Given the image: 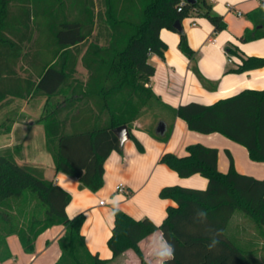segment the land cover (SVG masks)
<instances>
[{
    "label": "trees",
    "instance_id": "obj_1",
    "mask_svg": "<svg viewBox=\"0 0 264 264\" xmlns=\"http://www.w3.org/2000/svg\"><path fill=\"white\" fill-rule=\"evenodd\" d=\"M60 1L64 23L55 37L65 50L77 47L92 35L94 17L78 5ZM195 1L191 5L185 0H104L110 43L104 47L91 45L89 56L87 51L83 59L87 70L106 71L102 75L97 72L96 82L100 86L95 91L88 92L87 85L76 93L68 83L67 71L75 70L76 61L73 67L67 64L66 50L54 65L42 69L44 73L33 96L58 98L54 104L46 103L37 121L45 127L47 147L57 172L77 179L94 193L104 187L106 161L114 151H122L113 130L123 125L131 129L144 109L160 101L150 88L155 67L149 60L152 54L164 57L167 50L160 32L163 29L177 32L175 23L182 22L193 10H202L216 32L227 28L224 18L212 13L208 0ZM11 3L12 0H0V44L6 43L2 30L19 9ZM248 16L260 28L246 32L241 40L264 38V6ZM179 49L190 60L194 59L195 52L185 33H180ZM229 52L237 54L233 49ZM14 56L17 53L10 54L9 60H14ZM89 64L94 65L93 69ZM262 67L263 58L251 57L233 71ZM177 116L189 130L205 135L221 134L245 147L252 161L264 163V90H245L212 105L191 102L180 106ZM158 138L167 141L168 135ZM131 139L142 151L143 145L134 134ZM229 158V170L223 173L217 148L197 143L187 147L185 156L163 154L162 164L182 178L194 175L206 178L207 188L164 187L160 197L174 201L175 205L168 206L160 225L149 218L137 220L114 208L115 221L108 240L113 256L101 259L86 246L82 234L85 215L74 218L67 215L71 194L48 182L42 172L0 155V247L8 251L4 255L0 249V260L12 256L9 237L17 236L24 252L34 254L39 236L53 226L63 225L66 234L60 240L62 256L57 264H110L129 250L137 254L141 264H147L140 242L156 231L162 233L172 250V257L164 264H253L226 235V229L237 212L264 228V179L237 172L231 154ZM33 201L41 208V214L31 209Z\"/></svg>",
    "mask_w": 264,
    "mask_h": 264
},
{
    "label": "crops",
    "instance_id": "obj_2",
    "mask_svg": "<svg viewBox=\"0 0 264 264\" xmlns=\"http://www.w3.org/2000/svg\"><path fill=\"white\" fill-rule=\"evenodd\" d=\"M67 1L69 5L75 4L81 10H87L94 17L92 35L77 47L65 49L68 52L67 64L73 67L76 61L75 70L67 71L68 83L76 93L85 90L87 85L88 92L95 91L100 86L96 82L97 72L102 75L106 71L87 70L83 59L87 51L89 56L91 45L104 47L110 43V31L105 21L107 6L104 0ZM208 3L213 14L224 18L227 28L216 32L202 10H193L182 21L188 43L195 52L193 60L179 49L178 31L163 29L160 32L161 39L167 44L165 55L152 54L149 58L155 67L150 88L160 101L144 109L130 129L143 145V150L136 148V143L130 138L124 143L122 151H114L105 164L104 187L96 193L82 186L77 179L56 171L54 157L47 147L45 127L37 122L46 103L58 101L56 97L35 98L33 95L44 73L42 69L54 65L65 51L55 37L64 23L61 1L16 0L14 4L19 9L2 30L6 43L0 44V155L42 172L48 182L71 194L67 215L70 218L85 215L82 234L86 246L91 254L101 259L113 256L108 240L115 221L114 208L122 209L137 220L149 218L160 225L168 206L175 205L174 201L160 197L164 187L207 188L206 178L200 175L182 178L162 164L161 157L167 152L185 156L189 145L201 143L218 149L221 172H228L231 154L237 172L264 179V163L252 161L245 147L218 133L205 135L191 131L186 122L177 116L178 108L191 102L212 105L245 90H264V67L233 71L242 65L244 59H264V38L250 42L241 40L246 32L260 28L248 15L264 6V0H208ZM230 49L237 54L229 52ZM14 51L18 62L12 59L11 65L9 57ZM24 61L29 63V68L19 75L16 71ZM65 116L62 115V118ZM164 135H168L167 141L158 138ZM115 178L122 181L118 185L111 184ZM120 184L124 185L123 192L118 189ZM249 220L252 221L244 213H235L226 235L250 257L253 264H264V228L253 221L255 225H252ZM65 234L66 227L63 225L49 228L39 236L34 254L25 253L18 237L11 236L7 243L12 256L0 260V264H57L62 256L60 240ZM140 247L147 264H164L169 259L163 255L169 246L160 231L143 239ZM0 249L4 255L8 252L3 247ZM119 260L123 264H141L132 250L111 263Z\"/></svg>",
    "mask_w": 264,
    "mask_h": 264
},
{
    "label": "water",
    "instance_id": "obj_3",
    "mask_svg": "<svg viewBox=\"0 0 264 264\" xmlns=\"http://www.w3.org/2000/svg\"><path fill=\"white\" fill-rule=\"evenodd\" d=\"M188 4H195L196 1L195 0H185ZM175 29L180 32V33H184V29L182 26V22L177 21L175 23ZM115 135L118 137L119 139V143H120V147H123L124 143L129 140L131 138V132L128 126L123 125L120 127L115 128L114 130Z\"/></svg>",
    "mask_w": 264,
    "mask_h": 264
},
{
    "label": "rangeland",
    "instance_id": "obj_4",
    "mask_svg": "<svg viewBox=\"0 0 264 264\" xmlns=\"http://www.w3.org/2000/svg\"><path fill=\"white\" fill-rule=\"evenodd\" d=\"M15 1L16 0H12V3H11V5H13L14 7H17V8H19V6L18 5H16V4H14L15 3ZM17 13V12H16ZM14 16V15H13ZM1 35H3L2 33H1ZM15 53H16V51H14L13 52V55H15ZM15 57V56H14ZM13 62H18V60H13ZM13 62H11V65H12V63ZM29 68V63H27L26 61H24V64H22V66H21V68L18 70V71H16L17 73H19V75H20V73L22 72V71H26L27 69ZM18 69V68H17ZM22 74V73H21ZM133 141V140H132ZM134 142V141H133ZM135 143V142H134ZM136 148H138L137 146H136ZM122 180H120L119 181V179H117V178H115V179H113V182H111V184H116V185H118L119 184V182H121ZM102 200H104V199H102ZM31 207V209H34V211H36L38 214H41V212H42V210H41V208L39 207V205L36 203V202H32V206H30ZM249 223H251L252 225H255L252 221H250L249 220ZM111 264H123V261L122 260H119V261H117L116 263H111Z\"/></svg>",
    "mask_w": 264,
    "mask_h": 264
},
{
    "label": "clouds",
    "instance_id": "obj_5",
    "mask_svg": "<svg viewBox=\"0 0 264 264\" xmlns=\"http://www.w3.org/2000/svg\"><path fill=\"white\" fill-rule=\"evenodd\" d=\"M201 215H204L203 213H201ZM215 243V242H214ZM164 256H166L167 258H171L172 257V250L171 248L169 247L165 253H163Z\"/></svg>",
    "mask_w": 264,
    "mask_h": 264
},
{
    "label": "built area",
    "instance_id": "obj_6",
    "mask_svg": "<svg viewBox=\"0 0 264 264\" xmlns=\"http://www.w3.org/2000/svg\"><path fill=\"white\" fill-rule=\"evenodd\" d=\"M182 6H183V3H182ZM182 10V7L179 8V11ZM119 191H124V185L123 184H120L119 187H118ZM102 204H104V202H102Z\"/></svg>",
    "mask_w": 264,
    "mask_h": 264
}]
</instances>
